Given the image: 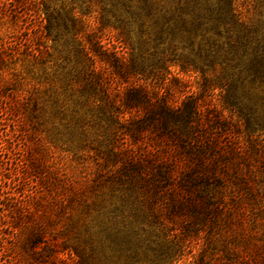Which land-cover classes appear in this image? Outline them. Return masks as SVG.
<instances>
[{"label":"trees","instance_id":"obj_1","mask_svg":"<svg viewBox=\"0 0 264 264\" xmlns=\"http://www.w3.org/2000/svg\"><path fill=\"white\" fill-rule=\"evenodd\" d=\"M258 12H244L238 0H118L112 25L105 15L99 18L102 30L113 33L110 47L94 33L81 35V21L71 20L76 67L65 79L75 78L86 98L116 109L110 116L134 142L154 135L143 156L130 157L111 183V197L119 192L122 204L136 206L126 216L115 203L98 206L89 252L69 249L77 264H128L140 251L142 232L148 240L166 238L168 258L201 237L206 246L197 264H214L213 258L217 264H264L263 245L223 233L253 200L250 183L264 160V118L257 108L264 96V21ZM42 14L45 37L60 40L54 13L45 5ZM134 26L138 53L130 43ZM31 56L39 61L41 51ZM171 68L196 77V91L181 101ZM214 91L219 105L207 100ZM45 234V228L33 229L23 248L35 263L63 264L58 245Z\"/></svg>","mask_w":264,"mask_h":264},{"label":"rangeland","instance_id":"obj_2","mask_svg":"<svg viewBox=\"0 0 264 264\" xmlns=\"http://www.w3.org/2000/svg\"><path fill=\"white\" fill-rule=\"evenodd\" d=\"M117 1L0 0V264H43L33 262L23 248L29 232L42 228L47 239L58 245L63 264H77L69 249L76 246L89 252L98 206L112 203L125 216L136 206L130 201L122 204L116 197L119 192L111 197V183L123 175V164L130 157L143 156L152 144L153 133L134 142L115 116H110V110L116 109L86 98L83 85L75 78L73 83L65 79L76 67L71 53L75 33L71 20L81 21V35L94 33L110 47L115 43L113 33L102 30L99 18L105 15L112 25L115 18L111 11ZM238 4L249 14L258 9L264 21V0H238ZM45 5L60 25V40L44 35L48 24L42 14ZM138 32L134 26L130 33L136 53L141 49ZM35 49L41 51L39 61L31 56ZM171 72L180 79L173 86L179 101L188 91H196L195 75L179 74L177 68ZM218 94H208L207 100L219 105ZM257 108L264 118V96ZM263 161L257 164V177L250 183L253 200L223 230L232 241L264 246ZM99 175L103 181L95 187ZM141 234L140 251L128 264H197L205 245L201 237H192L189 250L168 258L166 238L158 241L153 237L152 241ZM122 247L128 245L122 242ZM216 253L222 255L218 250Z\"/></svg>","mask_w":264,"mask_h":264}]
</instances>
